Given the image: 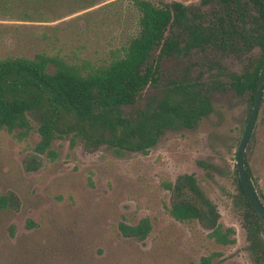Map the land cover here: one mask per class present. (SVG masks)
Wrapping results in <instances>:
<instances>
[{
  "label": "rangeland",
  "instance_id": "rangeland-1",
  "mask_svg": "<svg viewBox=\"0 0 264 264\" xmlns=\"http://www.w3.org/2000/svg\"><path fill=\"white\" fill-rule=\"evenodd\" d=\"M192 5L204 18L224 10L219 0ZM136 21L130 0H0V57L32 59L44 52L101 64L135 34ZM258 56V48L238 55L209 49L165 59L161 85L185 76L207 85L219 81L222 88L211 90L212 111L194 128L166 131L146 153L118 156L70 132L57 133L53 156L39 154L32 116L24 138L1 131L0 195L13 200L0 210V264H202L207 257L210 264H258L234 170L252 105L248 94L237 95L228 85L229 73ZM160 88H147L135 108ZM244 162L264 201V89ZM184 174L195 177L220 215L217 223L234 229L233 244H217L212 228L199 220L171 216L175 199L166 185ZM145 218L151 231L144 240L121 233V224L135 226Z\"/></svg>",
  "mask_w": 264,
  "mask_h": 264
},
{
  "label": "trees",
  "instance_id": "trees-1",
  "mask_svg": "<svg viewBox=\"0 0 264 264\" xmlns=\"http://www.w3.org/2000/svg\"><path fill=\"white\" fill-rule=\"evenodd\" d=\"M130 1L137 11L135 34L101 64L84 59L71 62L59 54L44 52L32 59L0 57V132L24 138L32 130V116L38 123L39 140L34 150L39 154L53 156L51 144L57 133L70 132L88 145L105 144L118 156L146 153L166 131L194 128L212 111L210 92L222 88L221 82L207 85L183 76L161 85L165 59H180L209 49L227 55L259 49L255 61L239 73L228 74L230 89L237 95L248 94L253 105L264 63V0H219L224 10L209 18L197 13L192 5L196 0L157 5L149 0ZM212 2L199 0V5ZM149 87H161L159 95L135 108ZM245 172L258 198L246 164ZM236 181L249 247L254 260L264 264V223ZM166 188L175 199L170 209L175 220H199L212 228L209 235L217 244L234 243V229H223L217 223L220 215L204 198L193 175L184 174ZM12 200L0 195V210ZM259 201L264 206V201ZM119 228L124 236L142 241L150 233L151 224L145 218L135 226L121 224ZM201 261L210 264L211 258Z\"/></svg>",
  "mask_w": 264,
  "mask_h": 264
},
{
  "label": "water",
  "instance_id": "water-1",
  "mask_svg": "<svg viewBox=\"0 0 264 264\" xmlns=\"http://www.w3.org/2000/svg\"><path fill=\"white\" fill-rule=\"evenodd\" d=\"M263 89H264V63L259 71V80L253 101V106L247 118L243 135L236 152L234 170L236 172V178L240 183L248 202L251 204L257 216L264 223V206L260 203L254 191L251 189L250 183L246 176L245 163H244V152L246 149V145L252 135L255 122L257 120V116L262 100V95H263Z\"/></svg>",
  "mask_w": 264,
  "mask_h": 264
},
{
  "label": "flooded vegetation",
  "instance_id": "flooded-vegetation-1",
  "mask_svg": "<svg viewBox=\"0 0 264 264\" xmlns=\"http://www.w3.org/2000/svg\"><path fill=\"white\" fill-rule=\"evenodd\" d=\"M253 106V105H252ZM251 111V110H250ZM237 179V178H236ZM258 199V198H257ZM259 200V199H258ZM261 203V202H260ZM262 204V203H261Z\"/></svg>",
  "mask_w": 264,
  "mask_h": 264
}]
</instances>
